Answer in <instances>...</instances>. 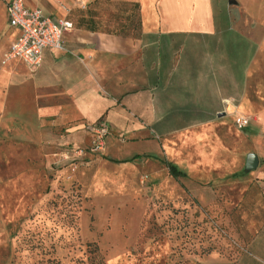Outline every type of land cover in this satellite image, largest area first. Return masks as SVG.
I'll return each mask as SVG.
<instances>
[{
    "label": "crops",
    "instance_id": "crops-1",
    "mask_svg": "<svg viewBox=\"0 0 264 264\" xmlns=\"http://www.w3.org/2000/svg\"><path fill=\"white\" fill-rule=\"evenodd\" d=\"M9 2L0 0L5 163L17 159L34 173L44 160L50 169L130 165L137 175L145 160H163L209 186L194 187L201 206L228 212L221 221L235 246L198 264H264V0H23L73 25L64 50H45L34 73L1 63L18 37ZM134 5L137 31L100 27L120 7L131 24ZM236 115L255 119L239 128ZM101 121L112 130L104 152L76 165L73 152L87 148V128ZM64 153L73 158L62 161ZM248 154L258 158L251 172Z\"/></svg>",
    "mask_w": 264,
    "mask_h": 264
},
{
    "label": "rangeland",
    "instance_id": "rangeland-1",
    "mask_svg": "<svg viewBox=\"0 0 264 264\" xmlns=\"http://www.w3.org/2000/svg\"><path fill=\"white\" fill-rule=\"evenodd\" d=\"M126 11L100 27L127 33L136 19ZM163 162L145 160L136 175L130 165L50 169L44 160L34 173L5 163L0 138V264H198L235 246L227 210L195 197V186H209L172 178Z\"/></svg>",
    "mask_w": 264,
    "mask_h": 264
},
{
    "label": "built area",
    "instance_id": "built-area-1",
    "mask_svg": "<svg viewBox=\"0 0 264 264\" xmlns=\"http://www.w3.org/2000/svg\"><path fill=\"white\" fill-rule=\"evenodd\" d=\"M6 9L8 25L18 32V37L3 54L2 65L16 60L21 62L30 73H34L41 67L45 50H64L63 36L73 28L70 21L54 20L39 9H28L23 0H10ZM251 122L252 118L248 116L236 115L235 117V124L239 128H245ZM87 130L90 133L89 145L86 149L73 152L76 165H80L77 160L86 153H103L106 137L112 132L110 126L103 121L88 127ZM60 158L66 162L73 157L69 153H64Z\"/></svg>",
    "mask_w": 264,
    "mask_h": 264
},
{
    "label": "trees",
    "instance_id": "trees-1",
    "mask_svg": "<svg viewBox=\"0 0 264 264\" xmlns=\"http://www.w3.org/2000/svg\"><path fill=\"white\" fill-rule=\"evenodd\" d=\"M137 10H138V6L134 5L133 6L132 19L136 18L135 11H137ZM139 28H140V21H139V18H138L137 19V23L134 26V31H137ZM165 165L168 168L169 175L172 176V178H174L176 180L179 179V178H185V175L182 174L181 172H179L173 165H171L169 163H165ZM95 250L97 251L96 248H95Z\"/></svg>",
    "mask_w": 264,
    "mask_h": 264
},
{
    "label": "water",
    "instance_id": "water-1",
    "mask_svg": "<svg viewBox=\"0 0 264 264\" xmlns=\"http://www.w3.org/2000/svg\"><path fill=\"white\" fill-rule=\"evenodd\" d=\"M232 3V1H231ZM258 166V158L255 154H248L246 156V162H245V167H244V170L246 172H251V171H254L256 170Z\"/></svg>",
    "mask_w": 264,
    "mask_h": 264
}]
</instances>
